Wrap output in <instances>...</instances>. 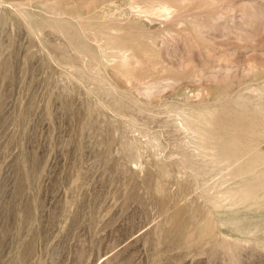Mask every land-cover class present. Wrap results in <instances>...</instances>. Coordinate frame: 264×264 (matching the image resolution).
<instances>
[{"label": "rangeland", "instance_id": "obj_1", "mask_svg": "<svg viewBox=\"0 0 264 264\" xmlns=\"http://www.w3.org/2000/svg\"><path fill=\"white\" fill-rule=\"evenodd\" d=\"M0 264H264V0H0Z\"/></svg>", "mask_w": 264, "mask_h": 264}]
</instances>
